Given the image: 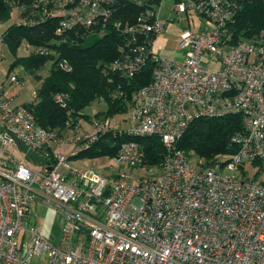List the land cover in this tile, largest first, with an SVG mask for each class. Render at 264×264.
<instances>
[{"label": "built area", "instance_id": "1", "mask_svg": "<svg viewBox=\"0 0 264 264\" xmlns=\"http://www.w3.org/2000/svg\"><path fill=\"white\" fill-rule=\"evenodd\" d=\"M105 1L56 0L43 14L63 17V28L90 27L109 18ZM232 8V0L177 4L178 13L193 10L205 28L181 35L182 60L151 56L152 81L130 101L128 129L105 117L89 135L70 121L58 135L0 92V264H264V182L240 174L248 163L264 166V29L236 42ZM147 17L124 31L160 34L166 22ZM134 59L114 68L132 75L143 62ZM2 60L0 40V68ZM213 63L218 70L209 69ZM60 67L69 70L65 62ZM18 84L13 73L3 82ZM54 102L63 106L64 97ZM27 103L36 105V90ZM233 114L242 117L243 131L232 139L237 152L222 163L201 168L176 148L193 120ZM107 132L158 137L165 156L149 165L139 144L126 141L105 159L112 174L69 162ZM29 154L40 159L39 169L26 163ZM38 203L60 216L56 244L40 232Z\"/></svg>", "mask_w": 264, "mask_h": 264}, {"label": "trees", "instance_id": "2", "mask_svg": "<svg viewBox=\"0 0 264 264\" xmlns=\"http://www.w3.org/2000/svg\"><path fill=\"white\" fill-rule=\"evenodd\" d=\"M55 1L0 0V24L10 22L0 34V40L2 62L7 61L8 74L19 69L15 74L19 84L33 83L37 91L35 106L27 102L13 104L29 109L38 126L59 135L66 131L67 121L72 123V130L81 120L92 121V116L83 111L94 103L105 105V109L95 115L99 121L126 113L133 95L150 85L155 67L151 46L157 35L141 30L125 32L124 29L135 27L141 16L155 13L153 4L159 0H106L110 10L106 21L99 19L90 27L71 25L66 28L62 27L63 17L43 14ZM232 4L233 18L229 26L234 40H252L264 29V0H232ZM14 11L19 12L18 23L12 22ZM147 18L154 19L151 15ZM91 37L98 39L85 45ZM22 45L28 48L29 54L18 56ZM137 57L143 62L132 75L114 68L117 63L134 61ZM63 62L67 63L68 71L60 67ZM57 94L64 97L63 106L54 102ZM242 131V117L237 114L197 118L177 140L176 148L196 166L210 167L223 162L224 156L237 152L238 146L232 139ZM126 141L139 144L149 165H157L165 156L158 137L114 136L107 132L70 157L69 162L113 157ZM248 170L249 165L241 176L252 179Z\"/></svg>", "mask_w": 264, "mask_h": 264}, {"label": "rangeland", "instance_id": "3", "mask_svg": "<svg viewBox=\"0 0 264 264\" xmlns=\"http://www.w3.org/2000/svg\"><path fill=\"white\" fill-rule=\"evenodd\" d=\"M137 2H145L148 0H136ZM187 0H159V2L153 4L155 15L157 20L165 21L166 25L162 32L157 35L156 39L152 45V52L154 55L162 58V59H172L180 61L183 59L181 50L178 47L181 35L185 32L192 33H200L205 28L204 21L200 20L194 13L193 10L178 13L175 9L178 3H184ZM18 17L19 15L16 14ZM16 16L12 19V22L16 21ZM10 24V22H6L0 24V34L2 31ZM96 39V37H91L86 40L85 45L92 44ZM20 48V47H19ZM29 54V50L24 45L18 50V56H24ZM7 66L8 63L4 60L1 63L0 68V91L3 89L8 97L14 99V104H19L20 102H28L30 100L29 89L31 86H27L23 83H20L14 87H4L3 82L7 80ZM210 70H218L219 63L210 64ZM20 72L19 69L14 70L13 74H18ZM22 88H25L24 93H19ZM105 109V105L101 102L94 103L90 107L86 108L83 111V114H88L92 116V121L98 122L99 119H95V113L101 112ZM112 118V117H110ZM101 119V118H100ZM116 121H118L121 125V128H129L127 116L124 114L122 116L114 117ZM125 120V122H124ZM89 123L88 121H86ZM90 124H94V122H90ZM87 126V125H86ZM84 130H83V128ZM79 131L82 134H90L92 132L91 127H85V121L79 125ZM69 139L71 138L68 134H66ZM26 163L33 169H39L38 165L42 162L35 155L29 154L26 158ZM73 164L72 162H70ZM92 165L83 166L92 168L100 173L112 174L114 170H111V167L106 162L105 159H98L95 163H91ZM249 165L248 176L252 175L253 180L264 182V166L259 163H248L243 168H241V172L244 171V168ZM76 166V165H75ZM79 167V166H78ZM260 172V173H258ZM241 174V173H240ZM242 175V174H241ZM36 213H38V217L40 218V232L43 237L49 240L52 244H56L58 242V238L60 236L61 229L59 228V214L53 208H45V207H37ZM50 238L55 241L52 242ZM36 260V258H34Z\"/></svg>", "mask_w": 264, "mask_h": 264}, {"label": "crops", "instance_id": "4", "mask_svg": "<svg viewBox=\"0 0 264 264\" xmlns=\"http://www.w3.org/2000/svg\"><path fill=\"white\" fill-rule=\"evenodd\" d=\"M8 76V75H7ZM27 86H31L30 88H28L29 89V93H31V91L32 90H34V84L32 83V84H28ZM25 92V88H22V90L19 92V93H24ZM13 99V98H12ZM13 103H14V99H13ZM97 113H95L94 114V116L96 115ZM126 115V113H123V114H121V115H116L115 117H118V116H122V115ZM113 119H114V117H112ZM83 122V120H81V121H79V123H78V128H79V125H80V123H82ZM89 123H87L86 121H85V127H91V129H93V124L91 125L90 124V122H95V121H88ZM87 125V126H86ZM83 128V127H82ZM83 130H84V128H83ZM96 161V160H95ZM95 161H89V162H81V161H71L73 164V166H79V167H83V166H88V165H92L91 163H95ZM98 172V171H97ZM100 173V172H99ZM101 174H103V175H105L106 173H101ZM108 175V174H107ZM37 207H45V208H49V207H46V206H44V205H42V204H40V203H38V204H34V209H35V211H36V208ZM37 214V216H38V213H36ZM38 219H39V222H40V218L38 217ZM31 220H32V218L30 217L29 218V221L31 222ZM61 227V220H60V218H59V228ZM50 240L52 241V242H54L55 240L54 239H52V238H50Z\"/></svg>", "mask_w": 264, "mask_h": 264}]
</instances>
